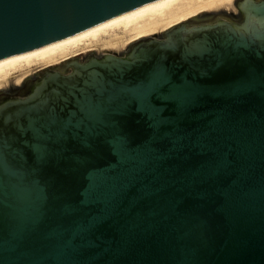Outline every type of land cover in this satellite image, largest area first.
Returning <instances> with one entry per match:
<instances>
[{"label":"water","instance_id":"water-1","mask_svg":"<svg viewBox=\"0 0 264 264\" xmlns=\"http://www.w3.org/2000/svg\"><path fill=\"white\" fill-rule=\"evenodd\" d=\"M148 1L0 0V58ZM50 67L0 91V264H264V0Z\"/></svg>","mask_w":264,"mask_h":264},{"label":"bare ground","instance_id":"bare-ground-1","mask_svg":"<svg viewBox=\"0 0 264 264\" xmlns=\"http://www.w3.org/2000/svg\"><path fill=\"white\" fill-rule=\"evenodd\" d=\"M224 1L150 0L73 34L7 55L0 58V89L11 82L20 83L38 68L54 66L93 49L115 48Z\"/></svg>","mask_w":264,"mask_h":264},{"label":"flooded vegetation","instance_id":"flooded-vegetation-1","mask_svg":"<svg viewBox=\"0 0 264 264\" xmlns=\"http://www.w3.org/2000/svg\"><path fill=\"white\" fill-rule=\"evenodd\" d=\"M94 51H96V50L93 49V50H91V51H88V52H86V53H83V54L79 55L77 58H78L79 60H85V59H87V58L90 56V53H91V52H94ZM50 68H51V67H50ZM41 70H43V69L38 68L37 70H35L34 75H35V73L37 74V72H39V71H41ZM29 74H30V73H29ZM27 76H28V75H26V77H24V79H22V81H21L20 83L11 82V83H10V86L6 87V90H7V93H6V94H11V95H16V94H18V92H19V88H17L16 86H18V85H20V84L23 85V84L27 81ZM14 87H16V88H14ZM1 89H5V88H1ZM1 89H0V90H1ZM0 94H1V93H0Z\"/></svg>","mask_w":264,"mask_h":264}]
</instances>
